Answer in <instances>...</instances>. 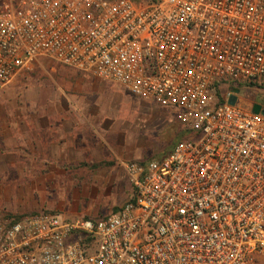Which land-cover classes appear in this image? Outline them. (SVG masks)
Listing matches in <instances>:
<instances>
[{"label": "built area", "instance_id": "built-area-1", "mask_svg": "<svg viewBox=\"0 0 264 264\" xmlns=\"http://www.w3.org/2000/svg\"><path fill=\"white\" fill-rule=\"evenodd\" d=\"M42 61L188 137L124 163L131 197L103 217L0 208V264H264V0L0 1V91Z\"/></svg>", "mask_w": 264, "mask_h": 264}, {"label": "crops", "instance_id": "crops-1", "mask_svg": "<svg viewBox=\"0 0 264 264\" xmlns=\"http://www.w3.org/2000/svg\"><path fill=\"white\" fill-rule=\"evenodd\" d=\"M88 88L91 89L89 95L67 97L59 104H56L58 99L52 100V110L47 106L44 115L37 113V107H32L34 104L29 115H0V144L6 152L11 147L16 152L18 212H26L24 215L51 213L69 218L74 209L61 201V185L111 179V175L118 176L120 170H124V163L138 161L132 156L127 158L123 145L113 148L109 143L111 139L116 141L115 131L122 129V124H117L118 115L111 114V105L114 109L120 99L117 90H111L109 84L97 79L89 82ZM6 97L5 102L9 98ZM100 163L111 164L95 167ZM39 184L45 187L38 188ZM37 194L42 197V204L38 203ZM41 208L47 211H35Z\"/></svg>", "mask_w": 264, "mask_h": 264}, {"label": "rangeland", "instance_id": "rangeland-1", "mask_svg": "<svg viewBox=\"0 0 264 264\" xmlns=\"http://www.w3.org/2000/svg\"><path fill=\"white\" fill-rule=\"evenodd\" d=\"M94 80L57 63L42 61L30 72L16 77L10 88L7 86L0 91V115H29L32 104L33 108L37 107L39 115H44L47 106L49 111L52 110V100L58 99L56 104H59L67 97L91 94L88 83ZM109 87L111 90L116 89V95L120 98L114 109L111 105V114L118 115V126L122 124V129L115 131L116 141H109L113 148L123 145L127 158L132 156V159L145 163L164 158L182 140L184 133L176 115L141 102L117 84L109 83ZM5 96L9 97L7 102ZM105 180L61 185V201L69 209H74L69 218L103 217L130 199L131 187L123 169L118 176L111 175V179L106 177ZM40 187L44 188L45 185L39 184ZM36 199L42 204L39 194ZM0 208L10 217L26 216V212L16 210V152L13 147L6 152L3 144H0ZM45 208L35 211H47Z\"/></svg>", "mask_w": 264, "mask_h": 264}, {"label": "trees", "instance_id": "trees-1", "mask_svg": "<svg viewBox=\"0 0 264 264\" xmlns=\"http://www.w3.org/2000/svg\"><path fill=\"white\" fill-rule=\"evenodd\" d=\"M184 135H183V139H186L188 137V135L185 133V131H183ZM111 163H100V164H96L95 167H99V166H104V165H108ZM22 216H18V217H14L16 220L20 219Z\"/></svg>", "mask_w": 264, "mask_h": 264}, {"label": "water", "instance_id": "water-1", "mask_svg": "<svg viewBox=\"0 0 264 264\" xmlns=\"http://www.w3.org/2000/svg\"><path fill=\"white\" fill-rule=\"evenodd\" d=\"M235 100H236V98L233 97V98L231 99V103H234ZM260 108H261L260 105L257 104V105L254 106V111H255V112H260Z\"/></svg>", "mask_w": 264, "mask_h": 264}]
</instances>
